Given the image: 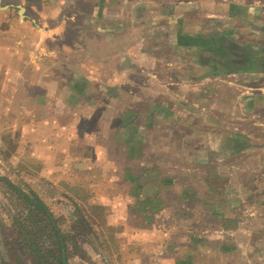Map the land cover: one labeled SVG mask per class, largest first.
Instances as JSON below:
<instances>
[{"label": "crops", "instance_id": "0c3cea01", "mask_svg": "<svg viewBox=\"0 0 264 264\" xmlns=\"http://www.w3.org/2000/svg\"><path fill=\"white\" fill-rule=\"evenodd\" d=\"M1 6L0 148L111 231L104 264H264L263 2Z\"/></svg>", "mask_w": 264, "mask_h": 264}, {"label": "rangeland", "instance_id": "374dc122", "mask_svg": "<svg viewBox=\"0 0 264 264\" xmlns=\"http://www.w3.org/2000/svg\"><path fill=\"white\" fill-rule=\"evenodd\" d=\"M23 1L27 6L32 2ZM250 1L264 3V0ZM11 11L16 14L15 8ZM15 154L12 147L0 148V264H57L61 256L64 264H104L103 254L114 250L111 231L95 229L87 222L93 215L82 214L74 199L58 197L56 186L36 178L31 173L32 167L22 166ZM33 194L52 213L56 230L46 216L28 206L26 198L31 199ZM32 209L35 218H30ZM82 209L94 212L88 203L87 206L83 203ZM94 216L104 218L102 213ZM103 236L109 239L102 241Z\"/></svg>", "mask_w": 264, "mask_h": 264}, {"label": "trees", "instance_id": "16d2710c", "mask_svg": "<svg viewBox=\"0 0 264 264\" xmlns=\"http://www.w3.org/2000/svg\"><path fill=\"white\" fill-rule=\"evenodd\" d=\"M13 189H16L15 187L12 186ZM26 201H28L29 203V207H33L36 211H40L44 216L47 217V220L49 221V223L51 224V227L56 230L57 229V225L56 222L54 220V217L52 215V213L47 209V207L38 199V197L33 194L32 198H26ZM39 212V213H40ZM34 210H30V218H35V216L33 215ZM58 232V231H57ZM60 249H63V246H61V244L59 245ZM57 264H64V259L63 256L60 257V259H57Z\"/></svg>", "mask_w": 264, "mask_h": 264}, {"label": "water", "instance_id": "95a60500", "mask_svg": "<svg viewBox=\"0 0 264 264\" xmlns=\"http://www.w3.org/2000/svg\"><path fill=\"white\" fill-rule=\"evenodd\" d=\"M9 9V6H1V0H0V10H6ZM17 9L19 10V13L21 16H23L24 9L21 6H18Z\"/></svg>", "mask_w": 264, "mask_h": 264}]
</instances>
